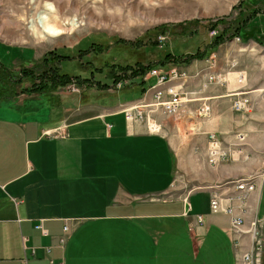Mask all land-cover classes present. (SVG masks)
I'll return each mask as SVG.
<instances>
[{
    "label": "crops",
    "instance_id": "obj_1",
    "mask_svg": "<svg viewBox=\"0 0 264 264\" xmlns=\"http://www.w3.org/2000/svg\"><path fill=\"white\" fill-rule=\"evenodd\" d=\"M200 6V18L169 26L165 37L177 32L175 46L164 49L169 42H160L152 50L156 59L150 51L146 59L192 53L208 41L207 23L221 28L222 21L232 25L237 15L254 11L245 28L256 27L250 40L264 47V0H200ZM0 41L21 48L22 63L15 71L53 50ZM206 59L178 65L191 75L185 90L193 92V99H184L176 114L157 108L148 121L127 120L124 108L152 103L153 92L141 89L156 77L144 86L134 81L129 86L139 90L108 101L22 92L24 77L14 94L0 99V264H163L161 241L169 232L178 234L180 224L187 227L195 261L203 252L207 263L236 264L240 249L229 233L230 217L206 211L211 189L234 196L230 181L264 171V64L259 58L254 79L261 88L246 97L252 111L244 115L252 121L245 125L248 121L232 109L237 96L228 93L229 84L208 83ZM203 104L209 111L200 115ZM151 123L159 130L151 131ZM236 131L246 134L249 159L208 165L207 134L216 133L226 143ZM263 184L264 177L243 198L245 227L255 218L264 221ZM177 186L187 193L171 198ZM241 243L245 247L246 235Z\"/></svg>",
    "mask_w": 264,
    "mask_h": 264
},
{
    "label": "rangeland",
    "instance_id": "obj_2",
    "mask_svg": "<svg viewBox=\"0 0 264 264\" xmlns=\"http://www.w3.org/2000/svg\"><path fill=\"white\" fill-rule=\"evenodd\" d=\"M48 3L51 4L52 10L47 7ZM200 8V0H0V40L20 45H42L47 49H56L62 54H68L71 57L61 61V71L70 74L71 81L76 79V75H80L79 80L91 77V72L94 71L95 75L91 79L101 84H110L108 86L111 87L113 79L110 74H113L116 69L114 63L120 62L124 65L136 60L145 62L146 53L153 50L147 46H150L151 42L156 39L157 35L154 31L156 27L161 24L171 25L193 17L200 18L202 15ZM42 11L48 14H58L61 22L76 19L75 25L67 24L66 27L60 29V32L46 33L44 37L37 38L36 15ZM149 31H153L152 34L146 35ZM176 33L172 30L170 38L166 37L162 41V43L166 40L169 42L164 49L168 46H175L176 42L173 39L177 38ZM118 38L127 40V42L142 38V41L137 44L118 43ZM93 42L96 45L92 51L90 47ZM188 43L189 41L185 43V47H188ZM89 48L90 52L88 51L82 57L78 56L80 50ZM21 54L20 47L0 41V62L4 66L10 69L19 67L22 63ZM152 54L149 56L154 59L155 51ZM263 54L264 47L252 40L248 42L237 41L235 38L226 40L212 53L211 59L209 57L204 61V68L211 72L209 75H213L215 79L217 75H221L224 83H219L215 79L209 82L207 77L208 83L222 87L229 84L228 87L231 89L228 93H235L234 96L238 95L237 98L253 96L257 93L255 91L261 88L254 77L257 76L258 69L261 67L259 58L264 64ZM41 65H36L37 75L42 72L37 69V66ZM111 65L114 67L111 68ZM33 67L31 65L23 70H31ZM100 68L101 71L97 70ZM243 70L247 71L245 72L246 79L238 83L237 73ZM11 71L10 76L13 80L24 78L22 70ZM8 81L9 79H0V99L14 94V89L18 88L17 85L10 84ZM31 81L28 78L25 86H29ZM135 81H140V79L137 78ZM132 83L135 82L132 81ZM44 84L48 86L45 90L51 93L61 92L72 97H83L88 101H108L119 95L128 96L127 94L132 90H139L126 87L121 90L113 88L116 91H110L98 86L90 88L85 85L82 87L75 82L60 88H51V81H44L40 85ZM262 94L264 95V92ZM248 103L246 110L237 111L241 115V121L244 123L248 121L245 125L252 121V118L244 115L251 109L249 100ZM233 111L236 112L234 109ZM191 186L189 185L188 188L190 189ZM181 189L182 187L177 186L174 192L172 191L171 198L177 197V194L180 196L181 193H187ZM262 206L264 207V199ZM206 212L214 215L208 210ZM186 228V225L182 227L180 224L178 234L169 232L168 236L161 241L163 264H204L203 262L210 264L203 257V252L197 261L194 260Z\"/></svg>",
    "mask_w": 264,
    "mask_h": 264
},
{
    "label": "built area",
    "instance_id": "obj_3",
    "mask_svg": "<svg viewBox=\"0 0 264 264\" xmlns=\"http://www.w3.org/2000/svg\"><path fill=\"white\" fill-rule=\"evenodd\" d=\"M216 31L217 29H211L209 35L212 36ZM234 38L237 41L240 40L237 36ZM158 39L162 42L166 37L165 35H159ZM211 55L209 56L210 59ZM154 77H156V81L146 89L147 92H153L154 101L152 103H140L124 108L127 120L148 121L150 112L155 111L157 108H162V110L169 115L176 114L179 112L184 99H193V92L185 90V85L191 75L181 71L178 66H174L169 70H164L162 68L153 69L145 76V80L147 82V80ZM214 79L213 75L208 76L209 82ZM236 79L238 83L244 82L246 79L245 72L239 71ZM215 80L219 83H224V79L221 75H217ZM132 81L133 80L130 79L123 80L118 82L113 88L121 89L125 85L132 84ZM113 88H111V90H114ZM165 95L168 97L165 98ZM248 105V99L241 97L235 98L232 102V107L235 111L246 110ZM147 107L150 109L146 112L144 108ZM208 111L209 107L203 104L199 114L205 115ZM149 126L150 130L153 132L159 130V125L156 123H151ZM230 137V141L224 143V139L220 135L216 133L207 134L206 162L208 165L216 166L224 161L236 160L239 157L244 160L249 159V155L245 151L246 134L243 131H236L232 133ZM262 170L264 169L262 168ZM259 174L258 171H254L245 177L230 181L235 187L236 193L234 196L228 195V193L223 192L222 190L211 189L209 191V211L213 214L224 213L230 217L229 233L232 236L233 244L240 249L236 264H263L264 221L261 218H255L249 222L247 227H245L242 215L244 212L243 198L246 194L254 192L257 189V186L264 177V171L261 177ZM235 200L239 201V205H234ZM189 209H191L190 204ZM196 221L197 223L202 222L200 215L196 217ZM38 227L41 226L39 225ZM68 230L69 228L66 225L64 232L67 233ZM244 235L247 236V244L243 248L241 240ZM64 241L65 238H62L61 242L64 243ZM50 262L54 263L53 260Z\"/></svg>",
    "mask_w": 264,
    "mask_h": 264
},
{
    "label": "trees",
    "instance_id": "obj_4",
    "mask_svg": "<svg viewBox=\"0 0 264 264\" xmlns=\"http://www.w3.org/2000/svg\"><path fill=\"white\" fill-rule=\"evenodd\" d=\"M256 11L253 13H248V14H239L233 21L232 25H227L225 24V21H222L223 27L218 28L217 23H207L206 27L210 31L211 29H217L216 33L213 34L212 36L209 35L208 31V41L202 43V46L197 47L194 52L188 53V54H173V53H166L164 56L158 60V61H147L146 56H145V62L141 60H136L133 63H126V64H121L120 62L114 63V66L116 67L115 71L113 74H110V77L113 79V83L111 84L112 86H108L110 84H101L99 81H94L92 76H94V71L91 72V77L84 78L82 80H79L80 75H76V79L74 81L72 80V76L67 73H63L61 71V61L63 59L70 58V55H65L60 53L58 50L53 49L50 50L46 56L43 58L42 61L33 64V69L31 70H23L24 68H21L22 70V76L31 79V84L29 86H26L24 89H22V92H44L46 91L45 89L48 88V86L40 85L42 82L46 81H51L52 85L51 88H60L63 86H66L67 84H70L71 82H75L76 84L78 83L80 86H89L92 88L93 86H98L101 88L108 89L110 91L113 86H115L118 82H121L123 80H133L135 81L137 78L140 79V85L144 86L146 85V80L145 76L153 69L157 68H162L164 70H169L174 66L182 65V64H188L190 63L193 59L198 58H208L220 45L221 43L225 42L226 40H229L231 38H234L235 36L239 37L242 42H248V40L252 39L251 37H254V32L256 30V27L252 26L250 29V32L246 31V23L247 21L255 15ZM170 25L167 24H161L160 26L156 27L154 31L156 32V39L151 42L150 46H147L150 49H155L158 47L161 43L158 39L159 35H165L168 28ZM254 30V31H253ZM153 31H149L147 34H152ZM264 37V36H262ZM257 42H263L262 40H259L257 38H254ZM142 41L141 39H136L134 41H128L123 40L118 38L117 42H123V43H128V44H137ZM80 44V42L78 43ZM94 42L91 45L90 48H92V51L95 48ZM78 46V45H77ZM88 50H80V54L78 55L79 57H82L88 51L90 52L91 49ZM148 53V52H147ZM146 53V54H147ZM38 70H42L40 74H36V65ZM111 65V68L114 67ZM0 75L2 80H7L9 79L10 84H15L17 85L18 83L22 82V78L18 80H13V78L10 76L12 73V69L7 68L0 64ZM29 67V66H28ZM101 71L100 69H97ZM111 70V69H110ZM11 77V78H10ZM40 84H37L38 82ZM37 82V83H36ZM8 85V84H7ZM130 85V84H129ZM129 85H125L123 88L130 87ZM121 88V89H123ZM117 89V90H121ZM116 91V90H114ZM146 91V87H143L141 89V92L144 93ZM9 96V95H8ZM6 96V97H8Z\"/></svg>",
    "mask_w": 264,
    "mask_h": 264
},
{
    "label": "bare ground",
    "instance_id": "obj_5",
    "mask_svg": "<svg viewBox=\"0 0 264 264\" xmlns=\"http://www.w3.org/2000/svg\"><path fill=\"white\" fill-rule=\"evenodd\" d=\"M47 7L52 10L51 4H47ZM36 37H44V35L47 33L53 34L55 32H60L61 28L66 27L67 24L75 25L76 19H73L72 21L68 22H61L58 14H48L47 12L42 11V13L36 15ZM262 173L259 174L261 177ZM233 191V190H231ZM256 193V192H255ZM238 204V203H236ZM246 214V213H245ZM247 225V224H246ZM246 242V241H245ZM244 247V246H243Z\"/></svg>",
    "mask_w": 264,
    "mask_h": 264
}]
</instances>
